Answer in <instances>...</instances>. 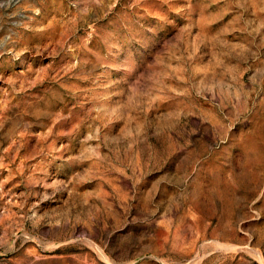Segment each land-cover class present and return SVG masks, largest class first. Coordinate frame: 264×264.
I'll return each instance as SVG.
<instances>
[{"label":"rangeland","instance_id":"374dc122","mask_svg":"<svg viewBox=\"0 0 264 264\" xmlns=\"http://www.w3.org/2000/svg\"><path fill=\"white\" fill-rule=\"evenodd\" d=\"M0 264H264V0H0Z\"/></svg>","mask_w":264,"mask_h":264}]
</instances>
